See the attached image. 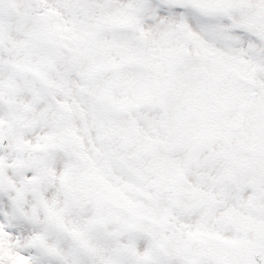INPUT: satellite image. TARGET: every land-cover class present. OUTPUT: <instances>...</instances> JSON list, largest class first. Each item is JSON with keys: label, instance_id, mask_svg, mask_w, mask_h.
<instances>
[{"label": "snow or ice", "instance_id": "6c2138e0", "mask_svg": "<svg viewBox=\"0 0 264 264\" xmlns=\"http://www.w3.org/2000/svg\"><path fill=\"white\" fill-rule=\"evenodd\" d=\"M0 264H264V0H0Z\"/></svg>", "mask_w": 264, "mask_h": 264}]
</instances>
